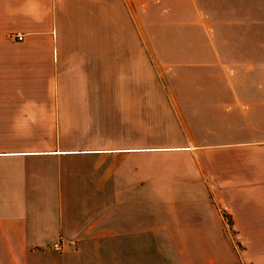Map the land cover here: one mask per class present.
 <instances>
[{
  "label": "crops",
  "instance_id": "0c3cea01",
  "mask_svg": "<svg viewBox=\"0 0 264 264\" xmlns=\"http://www.w3.org/2000/svg\"><path fill=\"white\" fill-rule=\"evenodd\" d=\"M257 1L0 0V264H264Z\"/></svg>",
  "mask_w": 264,
  "mask_h": 264
},
{
  "label": "rangeland",
  "instance_id": "374dc122",
  "mask_svg": "<svg viewBox=\"0 0 264 264\" xmlns=\"http://www.w3.org/2000/svg\"><path fill=\"white\" fill-rule=\"evenodd\" d=\"M259 6L264 5V0H258L257 1ZM156 16L154 14L153 8H146L145 11V35L147 37L151 38H162V44L155 45L157 48L163 49V52H167L164 49L168 48L167 45L164 44V38L169 36H177V37H185V36H198L202 35L201 31L196 32L192 27H187L185 23H178V27L174 29H170L169 25V16L167 18H163L161 22V26L157 27V22L155 21ZM158 42V41H156ZM161 62H164V64H168L169 61L167 59V55H163L161 58ZM157 61H160L159 59ZM160 62V63H161ZM230 222V220H229ZM196 238H193V242ZM200 238H197V240ZM230 239L234 242L235 248L239 251L240 246L239 243L236 241V238L234 236L230 237ZM199 241V240H198ZM143 243V242H142ZM145 244H158L162 247V264H173V254L169 251L171 245L178 246L181 248V246H184L186 244V238H170V237H159V236H146L145 238ZM198 247H200V241L198 244ZM237 251V252H238ZM180 255H186V253H181Z\"/></svg>",
  "mask_w": 264,
  "mask_h": 264
},
{
  "label": "built area",
  "instance_id": "2783aa9c",
  "mask_svg": "<svg viewBox=\"0 0 264 264\" xmlns=\"http://www.w3.org/2000/svg\"><path fill=\"white\" fill-rule=\"evenodd\" d=\"M10 37L11 38H15V39H17V40H23V38H24V34H22V33H13V34H11L10 35ZM69 244H76V242L75 241H69ZM67 245V243H65L64 242V240L61 238V239H59L58 241H56L53 245H52V247L55 249V250H59V251H61V250H63L64 248H65V246Z\"/></svg>",
  "mask_w": 264,
  "mask_h": 264
}]
</instances>
